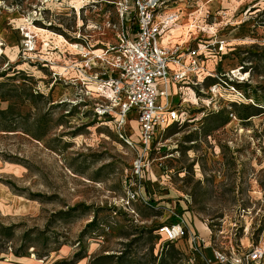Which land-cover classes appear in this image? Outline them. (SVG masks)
Returning <instances> with one entry per match:
<instances>
[{
  "label": "rangeland",
  "instance_id": "rangeland-1",
  "mask_svg": "<svg viewBox=\"0 0 264 264\" xmlns=\"http://www.w3.org/2000/svg\"><path fill=\"white\" fill-rule=\"evenodd\" d=\"M113 1L0 0V264H185L158 232L180 218L207 225V253L264 247V0H182L173 32L210 46L140 175L137 123L131 146L94 112L112 55L82 57L118 42Z\"/></svg>",
  "mask_w": 264,
  "mask_h": 264
},
{
  "label": "built area",
  "instance_id": "built-area-1",
  "mask_svg": "<svg viewBox=\"0 0 264 264\" xmlns=\"http://www.w3.org/2000/svg\"><path fill=\"white\" fill-rule=\"evenodd\" d=\"M175 1L177 0H114L117 11L114 28L118 42L107 47L89 46L88 51L91 53L82 56L92 55V67L97 62L102 63L104 59L100 54L103 52L112 55L111 61H107L109 69L96 72L94 77L98 81L99 96L109 99V102L97 103L94 112L100 119L111 117L119 140L131 146L134 143L129 133L133 129L125 127L131 121L137 123L140 148L135 154L133 168L139 175L142 173L143 157L156 131L163 125L178 121L183 114L172 104V98L184 94L182 89H189L190 83L193 86L200 83L196 73L203 64L201 54L210 46L206 44L184 50L179 45L162 44L163 34L173 28L178 19L177 12L165 13V9ZM130 22H133V26H130ZM99 48H102L100 53H95ZM206 76L208 74L204 78ZM218 79L209 86L211 92L225 84L230 86L236 98L243 96L235 85L227 84L221 77ZM108 92L110 95H107ZM129 114L135 118L128 120ZM131 195L134 196L133 193ZM158 232L163 236L164 242H174V246L185 256V264H195L197 257L202 264H264V247L259 245L245 251H240L238 247L213 248L212 257H207L204 252L205 240L196 232L190 231L183 218L178 223L162 224ZM179 242L184 246L187 244V252L180 250L177 246Z\"/></svg>",
  "mask_w": 264,
  "mask_h": 264
},
{
  "label": "crops",
  "instance_id": "crops-1",
  "mask_svg": "<svg viewBox=\"0 0 264 264\" xmlns=\"http://www.w3.org/2000/svg\"><path fill=\"white\" fill-rule=\"evenodd\" d=\"M208 2H211V1L207 0L206 2H204L202 4V6L204 8H209L210 6L209 7L205 6V4H207ZM216 3L217 2H215V4ZM219 3H222L225 6V8H229V9L233 8L234 9L233 3H238V0H235V1H233V0H230V1L224 0V1H220ZM183 7H184L183 1L182 0H177V1L173 2L172 4H170L169 7L165 9V13L177 12L178 13V19H177L175 25H173V28H171L169 31H166L163 34V36H162V44L168 45V46L179 45L181 47V49L185 50V49L188 48V47H184L183 46V44L186 41V38L184 39V35L181 34V33L178 34V33L173 32V30H175V31L178 30V29L181 30V28L184 25V24H181V21L183 19V15H184V12H182ZM255 7H257V9H255L254 13L260 12L262 10V9H260L261 7H258V6H255ZM193 21H194L193 18H190L189 21L187 23H185V24H189V23L193 24ZM193 25H194V27H193L191 33L189 34L190 36L194 35V34H196L198 32L197 28H195V26L198 25V24L194 23ZM190 36H188V37H190ZM173 98H172V101H173ZM197 225H195L196 229L193 228L192 226H190L191 231L196 232L198 235H200L206 241V239L208 238L209 233H210V231L204 230V229H207V225L205 223H200V222ZM204 246H206V245L204 244ZM212 250H213V248L207 253L206 247H204V252H205L207 257H210V258L212 257Z\"/></svg>",
  "mask_w": 264,
  "mask_h": 264
},
{
  "label": "trees",
  "instance_id": "trees-1",
  "mask_svg": "<svg viewBox=\"0 0 264 264\" xmlns=\"http://www.w3.org/2000/svg\"><path fill=\"white\" fill-rule=\"evenodd\" d=\"M130 26H133V22H130ZM102 46V45H101ZM207 78H210V77H208V76H206L204 79H207ZM232 84H234L235 86H236V88L239 90V88H238V83H232ZM229 102H231V103H234V100L233 101H229ZM237 103V102H236ZM128 120H132V119H134L135 117L132 115V114H129L128 115ZM172 123V122H171ZM171 123H169V124H171ZM179 221H173V222H170V223H164V224H173V223H178ZM167 245H171V246H173L174 248H175V250H177L178 252H180L175 246H174V242H170V243H166ZM174 250V251H175ZM60 264H65L64 262H61ZM195 264H202V261H201V259L199 258V257H197L196 258V262H195Z\"/></svg>",
  "mask_w": 264,
  "mask_h": 264
},
{
  "label": "bare ground",
  "instance_id": "bare-ground-1",
  "mask_svg": "<svg viewBox=\"0 0 264 264\" xmlns=\"http://www.w3.org/2000/svg\"><path fill=\"white\" fill-rule=\"evenodd\" d=\"M195 22L193 21V24H194ZM192 24V27H194V25ZM198 27V25H196L195 26V28H197ZM191 32V31H190ZM190 36V35H189ZM189 38V37H188ZM96 52H100L99 50H97ZM163 126H165V125H163Z\"/></svg>",
  "mask_w": 264,
  "mask_h": 264
}]
</instances>
